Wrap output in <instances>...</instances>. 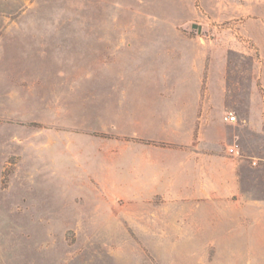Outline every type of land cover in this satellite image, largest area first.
<instances>
[{
  "label": "rangeland",
  "instance_id": "374dc122",
  "mask_svg": "<svg viewBox=\"0 0 264 264\" xmlns=\"http://www.w3.org/2000/svg\"><path fill=\"white\" fill-rule=\"evenodd\" d=\"M263 204L264 0H0V264H264Z\"/></svg>",
  "mask_w": 264,
  "mask_h": 264
},
{
  "label": "crops",
  "instance_id": "0c3cea01",
  "mask_svg": "<svg viewBox=\"0 0 264 264\" xmlns=\"http://www.w3.org/2000/svg\"><path fill=\"white\" fill-rule=\"evenodd\" d=\"M228 114H232V113H226L225 116H227ZM225 116H224V118H225ZM227 122L232 123L229 121H227ZM196 163L200 168H203L200 170V173L203 172L206 174L207 172H209L210 178H209V184L208 185H207V181H202V179L196 181L195 182V191L199 192V193L204 192V191H209L210 194L212 192H215V196H216L217 191L219 189V179H218V169L217 168H218V166L222 165V163L218 159V156L209 154L203 158L196 160ZM206 168H208V169H206ZM111 173L112 172H110V174ZM131 173L135 176V178L133 180H131L135 184H138V182L139 183L144 182L143 179L139 178V175L140 176L143 175L145 178H147L145 183H146V189L149 191L153 190L154 188H161V189L163 188V186H162L163 184L161 183V181L151 182L149 180V177L153 172L147 164H145V165L144 164L143 165L135 164L131 168ZM220 178H221V184H222L220 189L225 191V193L227 194L228 192H230V190L233 189L234 176L232 174V171H229V174L226 173L225 175L220 176ZM137 189H141V187L139 188L137 186ZM194 197H196V195Z\"/></svg>",
  "mask_w": 264,
  "mask_h": 264
},
{
  "label": "built area",
  "instance_id": "2783aa9c",
  "mask_svg": "<svg viewBox=\"0 0 264 264\" xmlns=\"http://www.w3.org/2000/svg\"><path fill=\"white\" fill-rule=\"evenodd\" d=\"M226 121H229V122H233L235 121V117L232 115V114H228L227 116H225L224 118ZM229 153H235L234 149L233 148H229Z\"/></svg>",
  "mask_w": 264,
  "mask_h": 264
},
{
  "label": "water",
  "instance_id": "95a60500",
  "mask_svg": "<svg viewBox=\"0 0 264 264\" xmlns=\"http://www.w3.org/2000/svg\"><path fill=\"white\" fill-rule=\"evenodd\" d=\"M192 28H193V29H196V28H197V29H198V32H201V27L198 26V25H196V24H193V25H192Z\"/></svg>",
  "mask_w": 264,
  "mask_h": 264
}]
</instances>
